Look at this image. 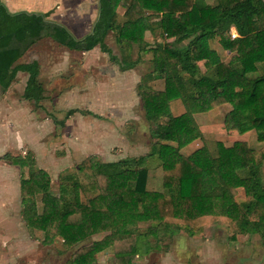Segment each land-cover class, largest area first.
<instances>
[{
  "label": "trees",
  "instance_id": "obj_1",
  "mask_svg": "<svg viewBox=\"0 0 264 264\" xmlns=\"http://www.w3.org/2000/svg\"><path fill=\"white\" fill-rule=\"evenodd\" d=\"M121 1L122 20L118 22L116 7ZM48 14L10 12L0 2V90H6L16 72H24L21 98L38 106L43 99L38 62L17 60L43 37L73 51L98 47L120 71L139 62L138 55H130L136 45L139 52L150 54L151 69L136 83L135 91L151 123V141L148 151L136 157L110 162L97 155L81 159L77 169L94 191L83 201L79 189L85 187L73 173L61 177L58 193L53 195L47 172L35 165L30 152L23 156L3 153V161L26 167L18 181L21 216L27 228L42 233V244L57 237L66 249L80 243L68 264H93L94 255L107 248L112 251V264H131L138 251L149 252V236L156 237L159 231L172 235L181 228L194 235L215 222H232L240 233L257 234L264 243L260 174L264 168V0H214L212 4L205 0H97L96 18L81 37L46 19ZM151 15L157 21L148 20ZM134 25L151 35L159 30L168 40L149 45ZM109 32L114 35L117 55L104 42ZM214 38L232 53L226 62L209 47ZM199 62L205 65L203 70ZM258 66L260 73H256ZM153 80H162L163 88L148 87ZM173 100L181 104L178 113L171 110ZM223 103L229 104L228 117L237 130H253L263 144L252 149L243 140L230 146L217 141L215 156L205 146L182 155L181 147L202 136L193 115ZM74 112L88 113L72 108L64 118ZM49 117L62 125L63 120ZM149 157L160 165L159 189L146 188ZM237 188H242L246 200L235 201ZM95 234L102 235L81 244Z\"/></svg>",
  "mask_w": 264,
  "mask_h": 264
},
{
  "label": "rangeland",
  "instance_id": "obj_2",
  "mask_svg": "<svg viewBox=\"0 0 264 264\" xmlns=\"http://www.w3.org/2000/svg\"><path fill=\"white\" fill-rule=\"evenodd\" d=\"M13 1L18 3L17 6H22L18 10H24V7L32 4L36 6L30 12L43 13L37 8L38 3L40 5L38 0ZM205 2L212 4L214 0ZM2 3L12 12V6ZM122 3L116 7L118 22L122 20ZM54 8L47 10L49 14L46 19L52 17ZM83 9L87 17L95 16L97 1L87 0V7ZM157 19L155 15L148 18L150 21ZM90 24L85 25L83 33L89 31ZM133 29L139 31L149 45L168 40L159 30L151 35L140 25H134ZM76 34L80 36L78 34L81 33ZM104 42L112 54H118L113 33L109 32ZM209 47L224 62L232 55L219 45L216 38L209 41ZM130 55L131 58L138 55L139 62L132 69L120 71L98 47L79 52L68 50L48 37L36 41L17 62H38L37 80L43 90V99L35 107L32 102L21 98L26 79V73L21 71L16 72L5 91L0 90V156L3 153L23 156L28 151L35 165L47 172L49 190L53 195L58 193L61 177L73 173L85 187L79 189V199L83 201L92 197L94 191L88 188L90 180L77 169L81 159L97 155L101 161L110 162L136 157L148 151L151 141V123L145 119L135 91L136 83L151 69L150 54L139 52L136 45H132ZM198 64L203 70L205 65L202 62ZM260 72L261 67L258 66L256 73ZM148 87L162 89V80L150 81ZM72 108L88 113L74 112L65 119V111ZM229 108L228 103H223L206 112L194 114L202 136L181 147L179 152L188 155L194 149L205 146L215 156L217 141L230 146L234 141L243 140L250 148H259L263 142L256 140L253 130L239 132L228 117ZM171 110L174 113L182 110L178 100L172 101ZM49 116L63 120L62 125L55 124ZM145 166L148 169L146 188L159 189V162L155 157H149ZM26 171V167L19 168L0 158V196L7 197V200L0 197V212H4L0 215V236L4 237L0 238V264H68L71 253L80 243L66 249L57 237L48 244H42V233L27 228L22 219L18 181ZM260 174L264 181L263 167ZM1 185H4V190H1ZM234 199L238 202L247 199L242 188L235 190ZM35 202L39 211L41 202L38 195ZM101 235L87 238L81 244L99 239ZM146 241L152 245L149 252L141 254L138 251V256L133 258L131 264H264V243L260 237L257 234L240 233L232 222L209 224L194 232V235L187 234L184 228L172 235L159 231L156 237L149 236ZM107 256L106 259L110 260L108 264L113 263L111 255Z\"/></svg>",
  "mask_w": 264,
  "mask_h": 264
},
{
  "label": "crops",
  "instance_id": "obj_3",
  "mask_svg": "<svg viewBox=\"0 0 264 264\" xmlns=\"http://www.w3.org/2000/svg\"><path fill=\"white\" fill-rule=\"evenodd\" d=\"M12 1L13 0H0V2H4L5 4H8V6L9 5L12 6V12L21 11L18 9H20V7H22V6L21 5L17 6L18 3H16L15 1H13V3H11ZM38 1L40 2V5L38 3L37 8H39V10H43V12H47L48 9L55 7L54 11L52 13V17H50V18L48 17V18L54 20L55 22L60 23L61 25H63L65 28H67V30L70 31V33L73 36H76V37H81L82 35H84L87 32L86 31L83 33V29H84L85 25L87 23L92 24V22L94 21V18L96 16L95 13H94L95 16H93V17H87L86 16L87 13L83 8L87 7V0H38ZM14 2L16 3V5H14L15 4ZM50 2H51V4H49ZM27 6L26 7L23 6L24 11L30 12L29 10H32V11L35 10V9H33V7H35L36 5L28 4ZM87 18H89V21H87L88 20ZM76 33H81V34H78L80 36H77ZM3 187H4V185H1V190H4ZM1 196H2V194H1ZM2 197H5L2 199L7 200L6 196H2ZM3 213L4 212H2V213L0 212V215ZM6 223L8 224V221H6ZM10 229H12V228H10ZM10 235L7 236L6 238L9 239ZM95 235H97V234H95ZM95 235H93V236H95ZM0 238H4V237L0 236ZM110 251L111 250L109 248H107V249H104L100 252H97L94 255L95 260H94L93 264H99L98 262H104L105 264L110 263V260H107L108 259L107 254L111 255V258H113V255Z\"/></svg>",
  "mask_w": 264,
  "mask_h": 264
},
{
  "label": "built area",
  "instance_id": "obj_4",
  "mask_svg": "<svg viewBox=\"0 0 264 264\" xmlns=\"http://www.w3.org/2000/svg\"><path fill=\"white\" fill-rule=\"evenodd\" d=\"M234 35H235V33H234L233 29L231 28V36H234Z\"/></svg>",
  "mask_w": 264,
  "mask_h": 264
}]
</instances>
